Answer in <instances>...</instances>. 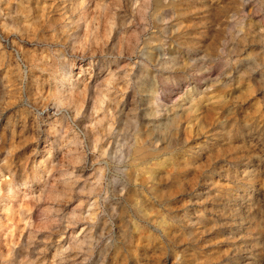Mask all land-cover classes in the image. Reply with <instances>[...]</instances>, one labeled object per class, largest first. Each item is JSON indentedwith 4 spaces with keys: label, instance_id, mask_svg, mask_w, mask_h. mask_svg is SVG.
<instances>
[{
    "label": "rangeland",
    "instance_id": "rangeland-1",
    "mask_svg": "<svg viewBox=\"0 0 264 264\" xmlns=\"http://www.w3.org/2000/svg\"><path fill=\"white\" fill-rule=\"evenodd\" d=\"M0 264H264V0H0Z\"/></svg>",
    "mask_w": 264,
    "mask_h": 264
},
{
    "label": "bare ground",
    "instance_id": "bare-ground-1",
    "mask_svg": "<svg viewBox=\"0 0 264 264\" xmlns=\"http://www.w3.org/2000/svg\"><path fill=\"white\" fill-rule=\"evenodd\" d=\"M87 65V64H86ZM80 71H82V65L80 66ZM90 72V71H89ZM78 75H79V73H78ZM72 76V75H71ZM74 78V77H73ZM74 80H76V79H74ZM69 81V80H68ZM68 85H69V87H67L66 89H65V91H64V93H65V95L66 96H64V97H67V98H71L72 97V95H73V91H74V88L76 89V83H72V82H70V83H68ZM84 85H86L87 86V83L86 84H84ZM72 87V88H71ZM46 153L48 154V156L46 157V160H48V157L50 156V149H48L47 151H46ZM64 181V180H63Z\"/></svg>",
    "mask_w": 264,
    "mask_h": 264
}]
</instances>
